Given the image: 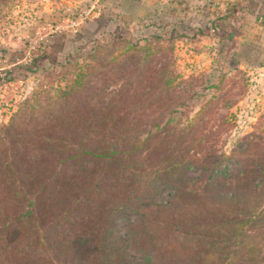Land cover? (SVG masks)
<instances>
[{"label":"trees","instance_id":"1","mask_svg":"<svg viewBox=\"0 0 264 264\" xmlns=\"http://www.w3.org/2000/svg\"><path fill=\"white\" fill-rule=\"evenodd\" d=\"M124 54L95 45L66 58L64 87L33 91L0 124V264H264V161L183 184L192 165L161 151L169 120L150 123V101L130 96L139 76L121 75ZM102 61L126 89L98 86ZM162 187L174 190L163 206ZM127 214L139 217L123 239Z\"/></svg>","mask_w":264,"mask_h":264},{"label":"rangeland","instance_id":"2","mask_svg":"<svg viewBox=\"0 0 264 264\" xmlns=\"http://www.w3.org/2000/svg\"><path fill=\"white\" fill-rule=\"evenodd\" d=\"M257 5L260 0H9L0 10V124L33 91L63 88L61 79L73 70L60 64L98 45L114 55L126 52L117 67L124 79L139 76L130 96L150 101V123L169 120L161 151L192 165L180 175L183 184L201 187L208 177L218 183L214 167L228 175L249 163L255 169L253 162L264 161V27L256 10L242 9ZM129 44L144 50L127 52ZM141 59L146 65L136 71ZM102 63L98 86L112 94L126 89V80L107 81L121 71ZM167 79L172 85L162 91ZM173 195L162 187L154 203L167 205ZM138 217L127 214L118 223L120 238Z\"/></svg>","mask_w":264,"mask_h":264},{"label":"crops","instance_id":"3","mask_svg":"<svg viewBox=\"0 0 264 264\" xmlns=\"http://www.w3.org/2000/svg\"><path fill=\"white\" fill-rule=\"evenodd\" d=\"M230 1H234V0H230ZM242 2L245 0H236ZM259 1V0H257ZM245 13L249 12V11H255L256 10V14L257 16H259L260 18L258 19V24L259 25H263L264 27V0H260V5H257V7L255 9H250L248 6H246V8L242 9Z\"/></svg>","mask_w":264,"mask_h":264}]
</instances>
